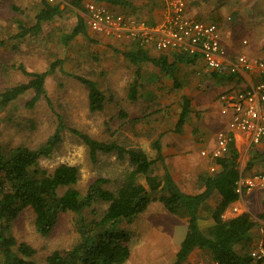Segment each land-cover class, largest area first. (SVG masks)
Masks as SVG:
<instances>
[{"label":"rangeland","instance_id":"1","mask_svg":"<svg viewBox=\"0 0 264 264\" xmlns=\"http://www.w3.org/2000/svg\"><path fill=\"white\" fill-rule=\"evenodd\" d=\"M49 1L53 4H65L61 17L44 23L38 32L19 40L12 38V35L21 31L20 24L29 27L36 23V14L42 7V0H0V91L29 79L20 70V64L29 71H44L49 70L52 63L61 61L47 76V98L43 97L33 107H29L27 102L34 94L33 90H29L2 110L1 144L7 150L19 145L35 148L54 133L61 118L67 126L62 134L63 139L49 158L40 160L41 165L49 170L61 163L78 166L80 179L75 187L81 192H85L99 177L108 179L103 185L105 188L117 191L134 169L128 156L120 159L116 153L100 152L93 160L88 146L70 128L74 127L99 140L114 141L127 148L143 149L155 157L152 142L158 138L157 130L163 124L171 125L168 124L169 120L179 113L174 111L173 106L181 103V97L176 92H179V88L187 90L170 84L164 74L156 81L160 71L152 63L134 64L119 52L112 51L110 55L100 52L102 48L95 47L88 40L76 37L67 40L64 35L71 33L75 24L74 17L70 16L72 11L67 9L70 5L63 0ZM186 1L187 9L189 12L195 11L198 19L225 22V31L231 29L240 40L250 41L252 38L264 48V0ZM260 47L258 45V49ZM76 75L98 83L106 95L103 110L90 111L88 88ZM133 84L137 85V99L129 96ZM215 99L216 97L213 98ZM211 108L214 109L212 105L195 101L192 112L194 119L201 121ZM127 115L133 119L127 121ZM149 115L154 116V120L141 119ZM165 115L168 119L160 118ZM147 124L151 125L144 129ZM263 147L264 143L253 149L241 146L238 168L243 171L242 177H250L255 172L264 173V159L254 161L259 156L253 158L256 151ZM252 158L254 165L249 169L248 162ZM213 165V160L209 159L204 173L214 172L211 171ZM155 168L156 173L162 175L161 161L155 163ZM137 177L138 181L145 183L144 175L139 174ZM260 188V202L254 210L256 216L264 220V186ZM162 205L161 202L152 201L143 213L156 224L165 216L170 219L169 222L173 221L175 218L171 217L174 215L168 210H162ZM107 207L108 203H95L85 214L91 216V210L95 209L102 215ZM160 207L161 210L157 212ZM76 217L74 212H60L53 232L43 236L37 232L34 211L28 207L14 221L12 230L19 242H26L36 249V261L45 262L47 255L54 249L70 247L79 240L75 227ZM123 226L131 229L133 225L124 222ZM252 247L249 244L250 252ZM240 248L241 244L238 245L239 250ZM130 264L156 263L147 256L139 262L132 258Z\"/></svg>","mask_w":264,"mask_h":264},{"label":"trees","instance_id":"2","mask_svg":"<svg viewBox=\"0 0 264 264\" xmlns=\"http://www.w3.org/2000/svg\"><path fill=\"white\" fill-rule=\"evenodd\" d=\"M63 1L78 9L84 8V0ZM95 1L126 3L120 0ZM42 4L36 14V23L29 27L20 24L21 31L13 34L12 38L22 40L38 32L46 21L53 20L63 12L60 3L42 0ZM85 28L84 18L80 16L72 32L66 36L67 40L85 32ZM125 56L134 64L152 62L171 76H174L177 63L195 60V57L183 53H174L173 60L166 54L153 56L148 49L140 46L125 52ZM60 62L52 63V67L44 71H29L20 64V70L29 79L0 91V122L2 110L25 92H34L27 102L29 107H33L41 98H47V76ZM76 78L88 88L90 111L103 110L106 95L98 83L80 75H76ZM129 96L136 98L137 85H132ZM191 111L190 98L185 96L175 128L177 132L184 130ZM65 128L67 126L60 118L54 133L35 148L19 145L7 150L0 141V264H124L130 258L133 233L123 223H131L154 200L161 201L169 212L188 217V231L172 264H183L195 248L209 251L217 264H261L255 262L249 250L252 241L250 233L256 225L251 215L244 212L229 219L222 216L226 208L239 198L236 182L240 177V152L235 140L229 143L228 152L216 160L219 168L200 175L203 190L193 194L185 192L175 181L162 154L160 139L152 144L156 152V156L152 157L143 149L99 140L72 127L70 130L88 146L93 160L100 152L116 153L120 159L128 156L134 166L127 181L117 191L105 188L103 185L108 179L99 177L85 192H81L75 187L80 179L78 166L61 163L49 170L40 163L42 158H49L61 143ZM263 154L264 147L256 151L253 158ZM253 158L248 162L249 169L254 165ZM158 161L163 164L162 175L156 173L155 163ZM139 174L144 175L145 183L138 181ZM215 192L220 194V201L214 208V224L202 230L198 224V212ZM99 202L108 203L102 215L95 209L91 210L93 215L85 214L88 208ZM28 207L34 211L37 232L43 236L53 232L60 212L76 213L75 227L79 240L70 247L54 249L45 262L36 261V249L26 242H19L12 230L14 221Z\"/></svg>","mask_w":264,"mask_h":264},{"label":"crops","instance_id":"3","mask_svg":"<svg viewBox=\"0 0 264 264\" xmlns=\"http://www.w3.org/2000/svg\"><path fill=\"white\" fill-rule=\"evenodd\" d=\"M85 1L88 0H84L83 5ZM120 1H124L126 3H113L109 1L99 2L104 3L113 12H121L138 18H145L149 21H159L163 17L164 10L161 5V0ZM262 6H264V4ZM65 7V4L61 5L62 10ZM67 9L72 11L70 16L74 17V26L78 23V18L80 16L84 18L85 22L84 8L78 9L70 5ZM187 14L194 18H199L195 11L189 12L187 9ZM60 15H62V13L56 15L53 20L61 17ZM50 21H46L45 23ZM217 23H219L221 29H223L222 43L228 51L229 61H235L240 53H246L249 56L254 55L261 59L264 58L263 45L258 44L256 41L252 40V38L250 41H248L249 39H244L248 41L247 44H244L243 39H237L231 29L225 31L223 28V24L225 22L218 21ZM85 29V32H80L75 37L81 40H88L89 43L93 44L95 47L102 48V50H99L100 52H105L108 55L112 54V51H114L125 56V52L136 47L134 45L132 46L129 42L112 40L101 33H97L91 30L87 24ZM69 34H65V38ZM258 45L261 46L259 49ZM148 50L153 56L166 54L171 60L174 59V53H178L174 51L160 53L152 49ZM152 64L155 65L154 63ZM155 68L157 71H160V74H157L158 78L155 79L156 81H159L160 76L164 74L170 84L173 83V86L175 87H185L187 90L185 91L184 89L179 88V92H176L181 97V103H175L173 106L175 109L174 111H178L180 113L182 110L184 97L187 96L190 98L192 111L188 121L184 125V130L182 132H177L175 130L179 118L178 113L176 116L170 119L171 121L169 120L168 124L171 125L164 126L163 124L157 130L156 135H158L157 139H160L161 150L165 158L166 165L169 167L175 181L185 192L193 194L199 193L203 190L200 181V175H202L204 170L207 169V164L209 159H211L208 156L202 155L201 152L203 150L210 152L213 149L216 144L217 131L228 130V121L232 114L231 109L226 107L225 104L217 99V97L219 98V95L227 90H245L249 88L258 80L260 72L258 68L249 70L241 67L237 72L232 73L229 70L228 65H226L222 70H214L206 65L204 59L200 55L195 56V60L192 62L177 63L174 76L161 71L156 65ZM215 97L216 99L213 100ZM135 99H137V97ZM197 100L199 103L201 102V104L203 103L204 105L209 106L212 105L214 108H211L208 113H205L204 117L201 118V121H199L198 118L194 119L192 114L194 102ZM127 113L129 114L128 111ZM154 118L155 117L152 115L141 117L143 120H154ZM160 118L165 120L168 119L166 118V115ZM132 119L133 117H127V121ZM136 119L137 118H135V120ZM150 125L151 124H147L144 129L149 128ZM234 138L239 152L241 146L247 148L251 147L252 149L254 147H258L251 143L248 135L245 133H235ZM258 156L259 157L255 158L254 161H261L264 159V154ZM218 168L219 166L217 164L216 170ZM239 172L240 175H242L243 171L239 170ZM255 174L256 172L251 176H254ZM260 186L264 185H257L248 194L239 197L236 201L232 202L222 214L224 219L232 218L244 212H248L251 215L252 219L256 222V225L252 228L250 233L252 240L251 244H253L259 236L258 226L264 223L263 219L256 216L257 213L254 210V208L257 206V203L260 202V196L258 193V191L260 192L261 189ZM154 201L161 202L159 200ZM219 201L220 194L215 192L199 210L198 224L202 230H206L214 224V208L217 206ZM162 206H164V204ZM233 206H238L241 212H239V214L234 213L232 211ZM160 210L161 207L157 209V212ZM162 210H167V208L164 206V209ZM153 211L155 212V209H153ZM173 215L174 217H171L175 218L173 221L169 222L170 219L165 216L162 217L158 224H156L152 219H149L145 213L139 214L131 222V225L133 226H131L130 230L133 233V239L130 242V258L124 264H130L132 258H135L138 262L141 259L145 260L147 256L151 257L153 263L156 264H172L176 260V253L188 231V217L178 214ZM137 221L138 223L136 224ZM212 261H214V259H212L209 251L195 248L183 262V264H202Z\"/></svg>","mask_w":264,"mask_h":264},{"label":"built area","instance_id":"4","mask_svg":"<svg viewBox=\"0 0 264 264\" xmlns=\"http://www.w3.org/2000/svg\"><path fill=\"white\" fill-rule=\"evenodd\" d=\"M161 5L164 10L162 19L149 21L113 12L102 2L88 0L84 3L85 22L91 30L112 40L129 42L132 46L160 53L174 51L191 57L200 55L206 65L214 70H222L226 65L232 73L241 67L249 70L258 68L260 76L249 88L227 90L219 95V100L232 112L228 130H219L213 149L201 152L213 160L211 171H216V160L228 152L229 143L235 140V133H245L256 146L264 141V59L240 53L235 61H229L219 23L189 16L186 0H161ZM243 43L247 44L248 41L243 40ZM257 185H264V173L250 177L240 175L236 191L242 197ZM232 211L236 214L241 212L238 206H233ZM258 231L259 236L252 244L250 253L255 262L264 264V223L258 226Z\"/></svg>","mask_w":264,"mask_h":264}]
</instances>
